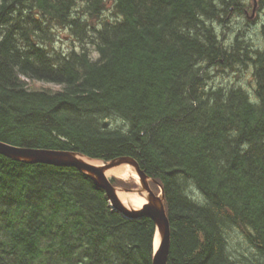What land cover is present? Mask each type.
<instances>
[{
    "label": "trees",
    "instance_id": "obj_1",
    "mask_svg": "<svg viewBox=\"0 0 264 264\" xmlns=\"http://www.w3.org/2000/svg\"><path fill=\"white\" fill-rule=\"evenodd\" d=\"M251 7L0 0V141L135 159L164 194L167 264H264V25L263 47L216 29ZM61 28L80 50L56 46ZM241 66L251 90L208 85L209 69ZM154 242L150 217L113 211L81 170L0 155V264H153Z\"/></svg>",
    "mask_w": 264,
    "mask_h": 264
},
{
    "label": "water",
    "instance_id": "obj_2",
    "mask_svg": "<svg viewBox=\"0 0 264 264\" xmlns=\"http://www.w3.org/2000/svg\"><path fill=\"white\" fill-rule=\"evenodd\" d=\"M0 155L24 160L29 163L48 164L56 167H74L82 172L86 173L94 181L95 185L104 190L110 202V206L114 211H118L121 215L127 218H139L142 216L150 217L155 223V238L159 236V244L155 248V256L153 258V264H167L171 245V228L169 219L164 206V194L163 191L160 195H156L150 188L149 182L151 178L140 169L139 163L128 157H123L106 165H113L116 163H128L135 167L137 174L141 180V188L138 189H124L116 188L112 180L107 178L100 168L94 167L91 164L79 160L76 156L83 157L76 152L54 150V149H34V148H21L13 146L0 141ZM117 189L122 190L125 193L132 194L137 190L140 193H148V203L143 206L141 210L130 211L122 206ZM160 201V207L157 206V202Z\"/></svg>",
    "mask_w": 264,
    "mask_h": 264
},
{
    "label": "rangeland",
    "instance_id": "obj_3",
    "mask_svg": "<svg viewBox=\"0 0 264 264\" xmlns=\"http://www.w3.org/2000/svg\"><path fill=\"white\" fill-rule=\"evenodd\" d=\"M244 1L247 4H252L250 12L248 11L249 13L245 14L244 16L234 14L231 17V20L227 21L225 25L226 27L225 26L223 27L221 25H216L217 32L219 36L226 42L233 41L237 35H240L243 33L246 39L253 40V42L257 44V47H263V38L261 34V29H262V26L264 25V19H263L264 10L259 11L260 0H257L258 5H257L256 13L254 14V17L252 15L253 8H254V0H244ZM251 15H252V19L250 18ZM105 17L106 19L110 21H114L116 19V17L113 15L112 5H110L108 10L105 11ZM56 33H57L56 46L59 49H62L65 51H70L72 49H76V50L81 49L80 44L72 39L69 29L61 28V29H58ZM96 56L97 55L95 54L94 58H96ZM208 72L210 74V79L208 81L209 86H215V87L242 86L244 88L251 90L252 86L254 85V80L252 76L253 70H250L249 67L248 68L244 66L236 67L235 70H232L229 68H223V69L222 68L220 69L211 68L208 70ZM47 86L56 87V85L54 84L38 83V87H47ZM121 123L122 122L120 119L110 120L111 126H117L118 124H121ZM110 177L120 178V179L132 178L137 182V179H135L131 174H128L127 177H120V176H116L112 174L108 178ZM138 183L141 188V182H140L139 176H138ZM142 197L146 198L145 193H144V196ZM239 241H242V240L241 239L233 240L232 246H234L235 244H238Z\"/></svg>",
    "mask_w": 264,
    "mask_h": 264
},
{
    "label": "bare ground",
    "instance_id": "obj_4",
    "mask_svg": "<svg viewBox=\"0 0 264 264\" xmlns=\"http://www.w3.org/2000/svg\"><path fill=\"white\" fill-rule=\"evenodd\" d=\"M76 157L83 162L91 164L94 167L100 168L107 178L112 174H114L116 176H120V177H127L128 174H131L135 179H137L136 183L139 185V183H138V176L139 175L137 174L135 167L128 164V163H116L113 165H105L101 161H90L84 157H79V156H76ZM139 179H140V177H139ZM140 182H141V180H140ZM116 191H117V194L119 195L118 197H119V200H120L122 206H124L126 209H128L130 211L141 210L143 208V206L148 203V193L147 192L145 193L146 198H143L142 195H140L137 190L133 191L132 194L125 193L120 189H117ZM160 205H161V202L158 201L157 206L160 207ZM112 210H113V208H112ZM158 244H159V236H156L155 242H154L155 248L158 246Z\"/></svg>",
    "mask_w": 264,
    "mask_h": 264
}]
</instances>
